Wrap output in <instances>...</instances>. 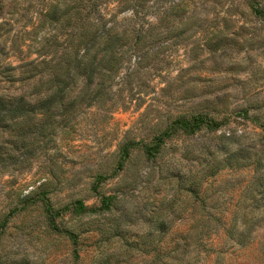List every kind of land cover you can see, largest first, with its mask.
I'll use <instances>...</instances> for the list:
<instances>
[{"label":"rangeland","instance_id":"374dc122","mask_svg":"<svg viewBox=\"0 0 264 264\" xmlns=\"http://www.w3.org/2000/svg\"><path fill=\"white\" fill-rule=\"evenodd\" d=\"M110 27V93L98 71L18 161L0 134V264H264V0H0V98L36 95L62 59L113 66ZM196 114L216 125L177 123ZM214 207L206 246L181 259Z\"/></svg>","mask_w":264,"mask_h":264},{"label":"trees","instance_id":"16d2710c","mask_svg":"<svg viewBox=\"0 0 264 264\" xmlns=\"http://www.w3.org/2000/svg\"><path fill=\"white\" fill-rule=\"evenodd\" d=\"M103 32L101 37L106 35H109V37L107 41L103 43L102 51L105 53L113 52L116 58V63H114L113 66L111 62L107 64L105 59H102L96 64H94L95 60H90V66H88L89 62L85 63L84 57L77 56L71 61L62 59L61 62L65 61V63L61 64L57 69H62L64 72L62 74H59L57 71L51 72L50 74L48 73L46 79H44L45 74L42 73L40 77H38V82L36 83L40 86L35 92L36 95L31 94L28 96L23 94L20 96H11L10 98H0V134L9 132L13 139L18 141L19 144L17 145V149H20L21 155L17 158V161L20 157L26 155L27 152L31 154L34 153L33 146H29L31 142L34 141V143L39 145L43 142L42 139H47L48 141L54 140L55 134L58 132V126L61 124L58 123L56 125V121L59 117H61L62 120L67 118L69 110L76 107L79 95L86 96L90 85L96 80L98 71H104L103 76H106V80H104V82L99 81L96 85L100 84L103 88L109 87L108 92L110 93L112 84L106 83L108 79L114 77L120 70L122 55L116 57V51L114 50L117 41L120 39L118 34H114L113 28L111 27L109 29H104ZM89 49L90 47H88V50ZM33 64H35L34 60L20 64V67ZM100 64H102V66H100ZM91 65H93L92 70H88V67H91ZM36 67L37 65H33L35 70L34 75L40 71ZM80 77L83 79L82 87L84 86L85 89L77 92L76 96H71V89L74 87L73 83H76ZM43 85L45 87H43ZM177 123L186 131H194L201 128L204 124H207L209 127H214V125H216L213 119H208V117L202 114H196L190 119H180ZM3 147L4 144L0 142V153H2L1 150ZM151 150L148 151L147 154L151 153ZM128 154V151H126L125 156L127 157ZM4 170V167H0L1 172ZM196 186L197 185H191L189 188L184 189V191H188L196 196L198 200H200V206L206 208L208 204L207 199L200 194ZM113 198L114 197L111 196L105 197L103 202L105 205H108L111 200L114 201ZM218 204L215 205L218 206ZM76 207L78 213L96 214L99 212L98 209L88 207L82 202H78ZM216 210L217 207H214L213 210H209V212L202 215V217L196 220L195 224L190 227V231H192L190 237L192 239H188L186 242L181 259L184 260L186 253L191 249H195L199 245L206 246L207 243L203 240V233L212 229V222L217 219L215 215ZM161 226H164V224H161ZM234 227H237L236 229L245 228V224L242 223ZM71 236L74 240L73 243H77L76 236L74 234H71ZM75 254L79 257L77 250H75Z\"/></svg>","mask_w":264,"mask_h":264}]
</instances>
